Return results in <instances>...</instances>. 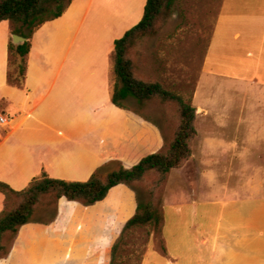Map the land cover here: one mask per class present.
Segmentation results:
<instances>
[{"label": "crops", "instance_id": "obj_1", "mask_svg": "<svg viewBox=\"0 0 264 264\" xmlns=\"http://www.w3.org/2000/svg\"><path fill=\"white\" fill-rule=\"evenodd\" d=\"M93 2L78 21H73L72 7L33 35L23 88L5 83L10 29L8 21L0 23L6 27L0 30V99L7 104L3 115L10 119L0 129V182L16 191L43 173L86 182L109 162L131 168L165 149L157 122L112 103L113 40L100 60L104 82H94L90 89L59 86ZM73 60L70 78H80L87 67L79 57ZM203 76L264 93V0H220ZM196 91V124L204 125V156L209 157L222 150L209 143L228 140L210 130L222 122L211 120L209 105L201 103V74ZM244 104L241 109L251 108L253 116L264 118V101ZM197 133L189 162L196 158V141L201 142V131ZM5 207L0 192V214ZM136 210L137 195L126 185L113 187L91 206L61 198L56 219L22 226L10 259L0 264H111L112 247ZM163 214L164 244L147 246L140 264H264V197L197 200L183 193L166 197Z\"/></svg>", "mask_w": 264, "mask_h": 264}, {"label": "rangeland", "instance_id": "obj_2", "mask_svg": "<svg viewBox=\"0 0 264 264\" xmlns=\"http://www.w3.org/2000/svg\"><path fill=\"white\" fill-rule=\"evenodd\" d=\"M145 1L94 0L59 86L90 89L91 86H96L94 82H104L100 60L105 55L108 43L113 40L115 44L116 40L140 21ZM88 2L89 0H73L66 14L69 9L75 7L73 21H78L84 14ZM219 3L220 0H175L170 14L159 19L156 31L138 38L130 52L135 57L143 78L161 83L167 90L182 96L194 106H197L196 90L201 74V103L209 105L213 114L209 117L211 120L217 119L222 122L221 125L218 123L210 125V130L228 140L209 143L211 148L216 145L222 150L211 151L210 156L205 157L206 142L202 140L205 128L202 123L201 126L196 124L197 130L201 131V142L197 140L194 146L196 158L186 164L183 170L170 172L166 181L161 184L160 175L153 173L136 185L140 200H147L149 191H154V203L160 206L162 213L166 197L183 193L186 197L197 200L264 197V140L261 141L254 136L259 134V137H264V131H261L264 118L253 116L251 108L241 109L245 102L250 105L252 102L264 101V93L255 87L203 76L204 62L212 39ZM5 26L10 29L5 83L10 87L19 88L11 82L14 80L13 75L18 61L10 48V44H13L14 26L10 22ZM6 27L0 24L1 32ZM113 54L114 52L112 59ZM73 56L79 57L81 60L79 64L87 67L83 69L84 74H80L78 76L80 78L76 77L77 79L70 78L72 73L70 66L76 58ZM110 80L113 89L115 84L113 74ZM67 82L70 84H65ZM125 104L132 111L160 125L165 138L163 152H167L180 122L178 104L162 103L158 99H153L141 109L133 98ZM6 107L4 99H0V117H6L3 115L6 114ZM7 126L0 124V129ZM245 138H254V141H242ZM213 161L218 164L213 166ZM16 201L17 199L12 196L6 205L11 208ZM53 209V205L40 208L35 213L34 220L37 223L49 220L53 215ZM15 240L16 238L11 235L4 238L7 254L1 260L10 259ZM151 244L163 246V229L157 231L153 224H149L128 232L117 254L116 264H140L146 247Z\"/></svg>", "mask_w": 264, "mask_h": 264}, {"label": "trees", "instance_id": "obj_3", "mask_svg": "<svg viewBox=\"0 0 264 264\" xmlns=\"http://www.w3.org/2000/svg\"><path fill=\"white\" fill-rule=\"evenodd\" d=\"M72 1L0 0V23L10 22L14 26L12 34L27 39L20 45L10 44L11 51L18 59L14 80H11L14 86L24 87L32 36L45 23L62 17ZM174 2L175 0H146L140 22L115 41L113 54L115 84L111 92L112 103L127 110H131L125 104L130 98L135 99L141 109L153 99H158L162 103H177L180 122L169 150L149 155L131 168H125L116 161L109 162L99 168L86 182L54 179L45 173L34 178L21 191H16L6 183L0 182V192L5 195L6 203L12 196L17 199L13 207L9 208L6 205L5 210L0 214V260L7 254L4 238L7 235L16 238L22 226L37 223L34 215L40 208L46 205L54 206L52 217L40 222L47 225L56 219L58 202L61 198L91 206L104 200L109 191L118 185H126L135 192L137 210L127 221L112 247L111 264H116L117 254L128 232L149 224H153L157 231H162L164 214L160 206L154 203V191H149L147 200H140L136 185L153 173L160 175L159 184H161L166 181L167 175L172 170L183 168L189 162L193 153V143L198 134L197 110L192 102L185 101L182 96L167 90L161 83L143 78L136 59L130 52L138 38L156 31L159 19L170 14Z\"/></svg>", "mask_w": 264, "mask_h": 264}, {"label": "water", "instance_id": "obj_4", "mask_svg": "<svg viewBox=\"0 0 264 264\" xmlns=\"http://www.w3.org/2000/svg\"><path fill=\"white\" fill-rule=\"evenodd\" d=\"M26 40L27 39L22 37V36H19V35H16V34L12 35V41H13L14 45H20V44L26 42Z\"/></svg>", "mask_w": 264, "mask_h": 264}, {"label": "built area", "instance_id": "obj_5", "mask_svg": "<svg viewBox=\"0 0 264 264\" xmlns=\"http://www.w3.org/2000/svg\"><path fill=\"white\" fill-rule=\"evenodd\" d=\"M10 123V119L8 117H0V124L7 126Z\"/></svg>", "mask_w": 264, "mask_h": 264}]
</instances>
